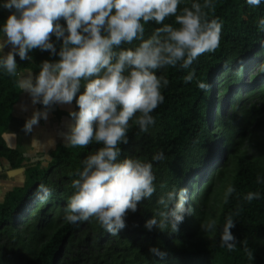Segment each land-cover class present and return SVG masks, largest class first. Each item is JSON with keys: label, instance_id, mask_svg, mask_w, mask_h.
Wrapping results in <instances>:
<instances>
[{"label": "trees", "instance_id": "trees-1", "mask_svg": "<svg viewBox=\"0 0 264 264\" xmlns=\"http://www.w3.org/2000/svg\"><path fill=\"white\" fill-rule=\"evenodd\" d=\"M4 3L0 0V35L9 15ZM211 3L214 7H202V11L208 20L217 19L222 25L218 51L205 52L192 63L196 84L179 87L186 77L179 64L154 70L169 82L160 89L163 102L151 113L155 123L142 132L133 117L127 130L128 143L117 145L118 160L131 158L152 164L156 189L152 197L139 202L136 212L126 214V226L116 235L107 232L95 217L75 225L68 223L65 209L76 191L72 181L79 179L83 161L103 145L93 141L84 147H71L62 141L44 167L41 162L31 164L24 184L0 199V264H197L190 258L180 263L177 256H167L187 244L196 254L212 244L221 246L229 216L235 222L231 230L235 246L250 247L264 260V27L259 23L264 19V0L259 6L249 5L247 0ZM55 23L66 28L63 18ZM163 24L179 27L174 16L166 17ZM163 24L149 21L144 25V38ZM50 42L58 52L62 41L53 34ZM140 42L121 44L114 51L134 50ZM28 56L30 59L20 60L16 55L15 75L0 65V160L8 161L10 168L20 167L26 159L4 136L22 92L19 75L27 69L36 76L44 61L59 60L58 55L38 48L30 50ZM87 82L81 80L77 98ZM198 82L210 87L197 91ZM72 103V111H78L75 98ZM226 107L231 109L230 116H223ZM206 108L209 116L204 115ZM174 120L181 122L179 128ZM251 123L263 133L252 130ZM157 153H163L164 159L154 160ZM40 185L49 190L46 199H42ZM229 186L234 191L225 200ZM180 189H187L193 212L185 216L179 230L146 229L148 219H159L157 212L166 211L158 199ZM249 192L259 193V198L247 201ZM210 220L216 221V227L206 232L203 225ZM151 248L163 255L152 253Z\"/></svg>", "mask_w": 264, "mask_h": 264}, {"label": "clouds", "instance_id": "clouds-1", "mask_svg": "<svg viewBox=\"0 0 264 264\" xmlns=\"http://www.w3.org/2000/svg\"><path fill=\"white\" fill-rule=\"evenodd\" d=\"M179 3L180 0H5L2 5L10 14L3 24L5 39L0 40V51L7 45L13 47L0 59V65L9 75L16 73V55L27 60L29 51L38 48L59 56L56 62L44 61L35 77L29 73L19 81L32 103L42 104L45 109L34 112L23 130L31 132L40 119L46 120L51 105L71 104L75 98L78 111L69 112L73 123L63 133L65 145L84 147L93 141L103 145L83 161V170L77 173L79 179L72 181L76 191L65 209V219L70 224L95 217L107 232L116 235L126 226V214L136 212L139 202L151 198L156 190L152 164L131 158L118 160L117 145L128 143L127 130L133 117L142 132L155 123L151 113L163 102L160 89L169 82L154 70L178 64L189 68L198 56L215 51L222 27L217 19L208 20L202 11V7H214L211 0H205L203 6L193 3L191 9L184 8L177 15ZM247 3L259 6L261 0ZM169 16L175 17L178 28L163 24ZM61 18L66 28L55 23ZM149 21L163 27L145 39L144 25ZM259 23L264 27V19ZM53 34L62 41L58 52L50 42ZM134 40L141 41L134 50L114 51ZM194 75V70L189 72L185 82H191ZM94 76L97 78L88 79ZM81 80L88 82L77 98ZM198 87L207 90L210 86L198 82ZM153 159L163 160V153ZM40 190L44 193L42 199H46L49 190L43 185ZM233 191V187L227 188L225 200ZM258 198L259 193L245 196L247 201ZM157 203L166 211L157 212L159 219L152 217L145 222L149 231L170 228L177 232L185 216L193 212L188 206L187 189L168 192ZM215 227L216 221L210 220L203 230L212 232ZM234 227L232 217H227L221 246L229 250L236 244L231 231ZM150 251L163 255L156 248Z\"/></svg>", "mask_w": 264, "mask_h": 264}, {"label": "rangeland", "instance_id": "rangeland-1", "mask_svg": "<svg viewBox=\"0 0 264 264\" xmlns=\"http://www.w3.org/2000/svg\"><path fill=\"white\" fill-rule=\"evenodd\" d=\"M201 1L202 0H180V3L177 8V15L182 14L184 8L191 9V5L193 3H200L202 5L203 2ZM4 10H5V14L7 15L10 14L9 10L5 8ZM2 35H4V33L0 35V38ZM10 50H12V48H10ZM217 51L218 49L216 48L215 51L208 52V53H216ZM3 56H6V55H3ZM193 70L195 72V68L193 66L192 67L190 66L189 68L184 69V72L186 73V76H187L189 72ZM28 72L29 71H27V69H24L22 73L19 75V81L23 77V75H28L29 73H31V72L29 73ZM196 75L197 74L195 72L194 78L191 81L194 84H196L194 82ZM33 76L35 77V75ZM191 82H185V80H183V82L180 84L179 87H182V86L185 87L186 85H189V83ZM247 82L249 81L247 80ZM197 89H196L197 91L200 90L198 85H197ZM26 95L27 94L23 92L24 98L22 97V95H21L22 98L19 96L18 101L15 103L14 116H17V118L16 117L15 118L18 122H16V120L14 121V124H11L10 122V124L8 125L9 128L4 133V136L9 135L10 134L9 132L11 131L14 134L17 133L18 135L17 141L16 142L14 141L13 146L11 147L15 149L17 148L19 152H22L25 150V152L29 156H24L26 157V159L22 161L21 166L18 168H10L8 161H4V160L1 161L2 164L0 165V199L3 198L5 193L11 191L15 186H22L24 184V182L27 180L26 169L31 164H37L38 162H41L42 167H44L46 163H48V160L51 159V156H50L51 151L55 148V146L58 143L64 141L63 133L67 132L65 131L64 128L67 127L66 125L69 126L71 124L70 122L71 118L69 116V112H71L74 109V104L71 103V104L58 105V106H55V109L53 108L54 107V104H53L47 109L48 118L46 119V120H52V121H46L45 123H43L44 125H42L40 121L38 125L33 126L35 132H39L40 134L43 132V129H44L43 126H45V129H48L46 133L47 138L45 139V142H42V143L33 142L32 140L31 142H29L28 140L23 138L22 135L20 137L19 136L20 134L18 133V131L19 132L21 131L18 128L19 127L23 128L22 124L25 123L21 121L20 119L27 116L26 109H22L20 107L24 105L25 106L30 105V107L32 106L35 107L36 109L32 108L33 110H31L32 111L31 116L36 111L45 110L42 104H39V103L32 104V99H30V97ZM25 96L27 98H25ZM27 99H30V100H27ZM234 102L236 103V101ZM207 109L208 108H206V110L204 111V115L206 114V116H209L208 112L206 113ZM230 114H231V109H229L228 107L223 109V116H230ZM62 120L63 122H61ZM62 123L66 124L64 128L63 126L59 127ZM174 124H176L179 128V125L181 124V122L174 120ZM249 126L251 127L252 130H256L257 133H260V134L263 133L261 127H258L252 123L249 124ZM11 127H16L17 131L11 130ZM251 132H254V131H251ZM27 134H30V133L28 132ZM5 137L11 140L10 136H5ZM35 138L40 139L41 136L35 135ZM249 253L252 254L253 258L250 257ZM172 256H175V257L177 256L180 259V263H183L182 260L186 257V258H190L191 260L192 259L195 260L197 264H258V262H262L261 264H264V260L260 258L261 256L250 247L241 248V247L235 246L233 250H229L226 247L212 244L210 246H206L205 248H203L200 254H196L195 250H191L187 244L182 248H178L177 251L174 252L173 255H168L167 258H170Z\"/></svg>", "mask_w": 264, "mask_h": 264}, {"label": "crops", "instance_id": "crops-1", "mask_svg": "<svg viewBox=\"0 0 264 264\" xmlns=\"http://www.w3.org/2000/svg\"><path fill=\"white\" fill-rule=\"evenodd\" d=\"M3 39H5V37H4V35H2L1 36V38H0V40H3ZM13 46L12 45H7L6 47H4L3 48V50L2 51H0V56H3V55H7L8 54V52L9 51H11L10 50V48H12ZM29 73V72H28ZM28 73H26V74H28ZM32 73V72H31ZM24 76H26V75H23V77ZM23 92H25L27 95L26 96H28V97H30V99H31V96L29 95V93L28 92H26V91H24L23 89H22V92H21V94H20V97H21V95H22V97H23ZM25 96V98H27ZM21 97V98H22ZM24 98V97H23ZM30 99H27V100H30ZM33 104V103H32ZM31 104V105H32ZM58 105H62V104H54V109H55V106H58ZM42 107V106H41ZM20 108H22V109H26V117H24V118H21L20 120L21 121H23V122H25L26 123V121L28 120V119H30L31 118V114H32V111L31 110H33V109H36L35 107H30V105L29 106H22V107H20ZM33 108V109H32ZM53 109V110H54ZM29 115V116H28ZM17 118V116H14V110L12 111V120H11V124H14V121L16 120V118ZM48 118V117H47ZM42 120L43 119H40L39 120V122L41 121V123H42V125H44L43 123H45L46 121H52V120H43V122H42ZM64 120V119H63ZM63 120L61 121V122H63ZM16 122H18L17 120H16ZM70 122H71V124L73 123L71 120H70ZM25 123H23L22 124V127L24 128V125H25ZM66 124H64V123H62L59 127H62L63 126V128H64V126H65ZM67 127H65L64 129H65V131H68L69 130V126L68 125H66ZM23 128H22V130H21V132H19L18 131V133L20 134L19 136L21 137V135H22V137L23 138H25L26 140H28L29 142H31V140L33 141V142H45V139L47 138V136H46V133H47V130L48 129H45V126H43V132L40 134L39 132H35V130H34V128L32 129V131L31 132H29L30 134H27L24 130H23ZM36 128V127H35ZM58 128V127H57ZM11 130H14V131H17V129H16V127H11ZM10 134L9 135H5V136H10L11 138V140H9V139H7L6 137V140L9 142V143H11L12 141L14 142H16L17 141V137H18V135H17V133L16 134H14L12 131L11 132H9ZM35 135H40L41 136V138L40 139H37V138H35ZM29 137V138H27V137ZM58 138V137H57ZM57 144V143H56ZM23 152V155L24 156H28V154L25 152V150L24 151H22ZM1 161H3V160H0V165L2 164L1 163Z\"/></svg>", "mask_w": 264, "mask_h": 264}, {"label": "flooded vegetation", "instance_id": "flooded-vegetation-1", "mask_svg": "<svg viewBox=\"0 0 264 264\" xmlns=\"http://www.w3.org/2000/svg\"><path fill=\"white\" fill-rule=\"evenodd\" d=\"M28 116H29V115H28ZM18 129H19L20 131L22 130V128H21V127H19ZM28 156H29V155H28ZM28 165H29V164H28Z\"/></svg>", "mask_w": 264, "mask_h": 264}]
</instances>
